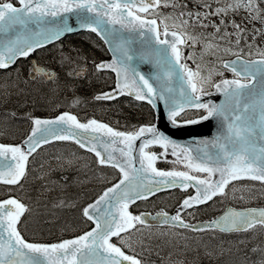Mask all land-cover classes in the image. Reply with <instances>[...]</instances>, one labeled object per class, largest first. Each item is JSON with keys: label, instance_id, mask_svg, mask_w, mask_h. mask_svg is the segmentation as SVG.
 <instances>
[{"label": "snow or ice", "instance_id": "obj_1", "mask_svg": "<svg viewBox=\"0 0 264 264\" xmlns=\"http://www.w3.org/2000/svg\"><path fill=\"white\" fill-rule=\"evenodd\" d=\"M191 2L193 8L180 0H0V69L77 28L84 29L95 33L112 53L110 62L95 64L96 71L107 69L116 74L114 93L97 95L96 100L134 95L152 109L162 102L173 129L208 121L217 124L214 137L193 146L177 143L151 123L122 132L95 119L82 123L69 112L54 119L33 118L31 134L22 145L0 144V184L19 185L26 176L29 157L53 141H71L93 153L99 165L118 170V182L83 209V216L94 227L56 243L26 239L17 226L29 208L14 198L0 201V264H143L128 253L136 251L134 245L142 246L143 241L134 237L142 231L138 225L148 226L149 219L193 232L240 233L264 228V208L228 209L199 226L183 218L189 209L198 211L200 205L215 203L216 197L237 198L238 188H248V198L252 197L255 185L234 182L258 181L264 186V48L256 44L264 36V0ZM241 13L242 21L253 25L251 29L234 19ZM256 23L262 27L256 28ZM209 28L213 31L208 32ZM245 33L251 35L250 43ZM184 47L192 49L187 56ZM73 51L75 57L61 53L58 64L62 70L65 64L74 65L66 75L75 79L86 75L87 69L79 67L86 58L79 50ZM206 55L216 57L207 62L211 67L204 64ZM224 55L235 59L224 60ZM134 62L151 64L157 71L142 74ZM225 71L233 78H223ZM217 76L221 77L218 81ZM37 78L41 83L58 82L54 70L33 63L29 79ZM214 94L223 99H203ZM189 110H195L192 118L182 115ZM153 147L162 151L157 154L150 150ZM169 155L175 160L167 161ZM56 159L61 169L65 164L72 166L71 159ZM161 159L186 170H160L156 163ZM177 187H192L195 195L183 199L175 215L162 211L149 217L129 211L137 201ZM238 199H246L243 191ZM188 214L195 216V211ZM256 251L262 255L259 264H264V249L253 248ZM205 254L213 255L207 248Z\"/></svg>", "mask_w": 264, "mask_h": 264}, {"label": "rangeland", "instance_id": "obj_2", "mask_svg": "<svg viewBox=\"0 0 264 264\" xmlns=\"http://www.w3.org/2000/svg\"><path fill=\"white\" fill-rule=\"evenodd\" d=\"M188 3L189 8H193L191 0H180V3ZM164 12H170L171 9H163ZM241 13L234 17L237 23L241 24V27H247L251 29L252 24H248L246 20L242 21ZM218 22V21H217ZM256 28L262 27L261 24L256 23ZM208 32H212L213 29H207ZM229 32L233 29L229 28ZM247 36V41H252L251 35ZM235 41V37H231ZM223 44V42H221ZM85 44L89 45L92 50L102 49L95 41H89L88 36L79 35L69 38L65 43L55 46L47 52H43L42 56H46L50 51H58L63 49H71L68 53L72 56H76L78 49L81 56L88 55L90 51H86ZM256 44L260 48H264V36L258 37ZM244 45V41H241V46ZM248 49L245 48L244 57H247ZM184 55L187 56L192 52V49L184 47ZM61 53L55 52L53 56L60 59ZM222 54V53H221ZM97 56L96 53L92 54ZM232 57L231 55H224L223 59ZM253 58V57H252ZM86 59H82L79 65L83 64ZM215 56H205L204 64L208 67L212 65L207 64L208 61H215ZM187 63L195 67L191 61ZM68 65V64H66ZM71 70L74 65H68ZM219 67L218 64L215 65ZM81 67V66H80ZM82 68V67H81ZM55 69V68H54ZM22 72V74L20 73ZM29 73V72H28ZM28 73L25 68H18L15 72H9L6 74L0 73V135L3 141H19L24 138L28 125L31 124L32 118L37 115L47 116L50 113L52 106L56 105L54 99L47 96L50 95L55 87L68 86V94L64 97L65 107L69 110L77 111L83 114L84 105L86 107L85 113H96L97 116L103 117L101 110H97V105L94 103V94H89L86 91H80L79 84L92 83L88 82L86 78H72L66 75L68 81L63 82L60 80L57 84L49 85L41 83V81L33 82L28 78ZM67 73V68L64 66L62 74ZM103 75H100L102 77ZM89 79L96 77V74L91 69L90 73L86 76ZM223 78H233L230 72L225 71ZM218 81L221 77H215ZM36 87V89H32ZM47 88V90H41ZM31 90L43 92V95H39L37 98H29ZM36 96V95H35ZM38 96V95H37ZM27 99H25V98ZM78 100L79 103H73ZM33 104V106H32ZM31 109V112L26 111L27 108ZM34 112V115H33ZM36 112V113H35ZM86 115V114H85ZM93 115V114H90ZM49 116V115H48ZM19 117H23V121L19 122ZM90 117V116H88ZM83 120L86 117L82 118ZM49 144L42 150L34 159L27 173V178L18 187L14 186H1L0 185V198L10 193H16L23 197L32 206V211L29 214L27 212V218L23 223V229L25 235L29 240L40 242H53L63 238L74 237L86 229H82L86 226V221L82 216V211L92 199H96L102 190L109 187L115 180H112L113 174L109 171H105L92 166L91 162L87 159L83 153H80L78 149L73 146L57 144ZM68 149V150H66ZM57 157L63 160L71 159L73 161L72 166L68 167L67 164L64 168L59 167ZM178 166V165H177ZM183 168V166L181 165ZM184 170V168L182 169ZM72 179L73 182L64 183ZM112 180V181H111ZM74 184L73 186H71ZM244 185H255L251 189L253 195L248 198V188L240 189L236 191V197L231 195L229 200L233 201L240 206H264V186L256 181H243ZM83 187V188H82ZM78 190V196L72 195L74 190ZM241 191L244 192L246 199H238ZM70 195V199L69 196ZM180 200L179 197L168 196L167 204H173ZM228 200V201H229ZM76 201V202H75ZM229 201V202H231ZM63 202V206L61 205ZM155 203V202H154ZM153 203V204H154ZM220 203L224 201H216L210 206L201 208L195 211V216L208 217L212 213H215L220 208ZM257 206V207H258ZM68 208V209H66ZM191 211V212H193ZM207 214V215H206ZM65 215H68L67 217ZM71 215V216H69ZM189 215V217H195ZM45 219L47 221H45ZM42 222L41 225L34 226V221ZM140 227V226H138ZM142 231L136 233L134 240H142L141 245H134L136 251L134 253H128L131 255L141 254L145 257V264H173V262L183 261V264H259L261 260V252H253V248L264 249L261 247L264 245V229H258L248 235L223 237L216 233H196L185 229H177L171 227H161L156 224L150 227L142 226ZM261 243H256V241ZM252 242V247L243 249L248 246L247 242ZM261 246H260V245ZM206 248L213 253L209 256L205 254ZM127 252V249H125ZM222 253V254H221Z\"/></svg>", "mask_w": 264, "mask_h": 264}, {"label": "flooded vegetation", "instance_id": "obj_3", "mask_svg": "<svg viewBox=\"0 0 264 264\" xmlns=\"http://www.w3.org/2000/svg\"><path fill=\"white\" fill-rule=\"evenodd\" d=\"M66 40V39H65ZM65 40H63V42L56 44V46L61 45L63 43H65ZM45 50V49H44ZM39 50L37 52H35L32 56L28 57V58H24L22 60H20V62H18L17 64H15L12 68H10L7 71L16 69L19 65H22L23 67H27L28 69H30V65L32 64V60L35 59L38 63L44 65L47 68H51L54 69L56 71V73L58 74V82L60 80H63V82L68 81V78L66 77V73L62 74V69L58 64V60L55 56H53V52L52 51L50 53H48L46 56H42V53L44 51ZM94 50L91 49V52L88 55L82 56L85 57L86 60L83 64H81L80 66L82 68H86L87 69V74L84 75V77L82 78H86V80L88 82H92L94 85L92 86V89L96 90H107L109 88H112L114 86V75L110 72H96V77L93 79H89L86 76L90 73V70L93 69V67L95 66V64H97V57L93 56V52ZM6 72V71H5ZM100 75H103L102 77H100ZM34 82L36 81H41L40 78H37L36 80H33ZM57 82V83H58ZM55 83V84H57ZM49 85H53V83H48ZM86 83H82V85H84ZM91 84V83H89ZM36 89V88H35ZM45 88L41 89L44 90ZM91 89V90H92ZM67 91H68V86L66 85V87L62 88V87H55V90L47 96L51 97V99H54V102L56 103V105L52 106L50 109V113L47 115L48 117L53 116L55 114H57L58 112H61L63 110H67V108L65 107V102H64V97L67 95ZM95 105H97V110H101V112H104L102 115L103 117L97 116V114L94 113H85V111L87 110L86 107L83 105V114H79L80 117L79 119L82 120L83 117L86 118H94L97 119L99 121L105 122L107 124H109L112 128H114L117 131H122V132H129V131H134L137 128L147 125V124H153L155 121V117L151 116V111L149 110L148 105H145L142 102L136 101L134 99L131 98H120V99H116V100H96L94 101ZM123 109H129V112L127 114V116L123 117L121 115V110ZM36 113V112H35ZM79 113V112H78ZM86 114V115H85ZM90 114H93L92 116L94 117H88L91 116ZM19 122L23 121L22 117H19ZM32 127V124L28 125V129L26 131V134H28V132L30 131ZM0 139H2V136L0 135ZM7 143H12L15 144L17 141H5ZM57 144H62V142H56L53 145H57ZM155 152H157V154H159L160 149L158 147H153L152 148ZM162 151V150H161ZM39 154V153H38ZM36 154L35 156H33V159L38 155ZM86 157L91 158L92 156L90 154L86 153ZM170 159H174L171 158V156H167L166 160L169 161ZM33 159L31 160L30 164H32ZM159 165L162 169L165 167H169V162H165L164 159L158 160L156 163V166ZM158 167V166H157ZM160 168V169H161ZM179 170V169H178ZM109 172H111L112 174H115L114 170H107ZM193 175H203V174H197V173H192ZM232 186V185H230ZM195 195V189L192 187H189L187 190H175V191H170L169 193H161L158 194L146 201H142V202H138L136 204H133L132 206H130L129 211L133 214V215H141L143 213H158V212H167L168 214H176V212L180 209V205L183 201V199H185L186 197ZM168 196H174V197H179L180 200L178 202H175L173 204L168 205L167 203V197ZM215 202L216 201H224V203H220V208H218L216 210V212H218L217 214H219L226 206H228L229 204V198L227 199H222L221 197H216L214 198ZM155 202V203H154ZM154 203V204H153ZM214 202L209 201L208 204L205 205H201L198 206L199 209L201 210V208L207 207L212 205ZM222 209V210H221ZM194 209H189L187 212L183 213V218L185 220V222L187 223H199L201 221H205V220H209L213 217L214 213H212L210 216L208 217H189V212L193 211ZM221 210V211H220ZM215 212V213H216ZM215 214V215H217ZM207 215V214H206ZM92 224L90 222L86 223V226L83 227L82 229H86L87 227H90ZM140 226V225H138ZM167 225H163L161 227H166ZM142 227V226H140ZM150 227V226H147ZM169 227V226H167ZM179 229V228H177ZM212 231H206V232H196V233H210ZM219 233V232H216ZM250 234V232H246L243 234H234L232 236H239V235H248ZM223 237H230L229 234L226 233H221L220 234ZM115 241V238L113 239ZM137 256V258L141 259L143 264L146 263V259L143 255L141 254H135Z\"/></svg>", "mask_w": 264, "mask_h": 264}, {"label": "water", "instance_id": "obj_4", "mask_svg": "<svg viewBox=\"0 0 264 264\" xmlns=\"http://www.w3.org/2000/svg\"><path fill=\"white\" fill-rule=\"evenodd\" d=\"M18 6V5H17ZM80 31H87L84 29H79L77 28L76 30H74L72 33H68L64 36L61 37L64 38L67 35L70 34H74ZM95 34V33H94ZM58 41V40H57ZM56 42V41H55ZM49 45V44H48ZM107 46V45H106ZM108 49V46H107ZM111 55V59H112V53L109 52ZM22 58V57H21ZM20 59V58H19ZM105 61V62H110L111 61ZM35 63V62H34ZM136 63V66L138 67V70L141 71L142 74H155L157 69L154 68L151 64H144V63H139V62H134ZM37 64V63H36ZM13 65V64H12ZM11 65V66H12ZM40 66V65H39ZM42 67V66H40ZM43 68V67H42ZM111 71V70H110ZM114 73V72H113ZM115 74V73H114ZM116 76V74H115ZM115 89V88H114ZM114 89L106 91L104 93H114ZM214 92V91H213ZM103 93V94H104ZM123 95H118L116 97H120ZM126 96H132L134 97V95H126ZM203 99L205 101L211 99L215 102H220L223 98L221 96H219L218 94H214L212 96H204ZM151 106V105H150ZM157 120H156V126L159 127L161 130L165 131L166 134L171 135V137L176 140L177 143L180 144H192L193 146H195V142L205 139V138H209L211 139L212 137L215 136L216 132H217V124L215 121H208V122H202L199 125H184L182 127L179 128H175L173 129L167 122V114L166 111L163 109V104L162 102H160L159 104V108L158 109H154ZM40 119V118H39ZM54 119V118H51ZM31 134V133H30ZM29 134V135H30ZM211 135V136H210ZM210 136V137H209ZM24 141V140H23ZM23 141L21 142L20 145L23 144ZM140 142L137 141V144H139ZM1 144V143H0ZM39 149V148H38ZM118 155V153H117ZM10 159V157H9ZM138 166V165H137ZM158 179V178H156ZM9 199V198H8ZM15 199V198H14ZM95 202V201H94ZM93 202V203H94ZM157 216V215H156ZM156 216H150V217H156ZM153 221H157V220H153Z\"/></svg>", "mask_w": 264, "mask_h": 264}, {"label": "trees", "instance_id": "obj_5", "mask_svg": "<svg viewBox=\"0 0 264 264\" xmlns=\"http://www.w3.org/2000/svg\"><path fill=\"white\" fill-rule=\"evenodd\" d=\"M30 94L32 95V97L30 96L29 98L32 100V98H37V97H39V95H43L44 93L43 92H41V91H39V93L36 91V90H31V92H30ZM36 95V96H35ZM38 95V96H37ZM26 202V201H25ZM27 204H28V202H27ZM66 217L68 216V215H65ZM69 216H71V215H69ZM45 221H47L46 219H45ZM45 221H42L43 223L45 222ZM42 222H39L38 223V225H41L42 224ZM37 224V221L35 220L34 221V226L36 227V226H38V225H36ZM37 228V227H36ZM38 229V228H37Z\"/></svg>", "mask_w": 264, "mask_h": 264}]
</instances>
